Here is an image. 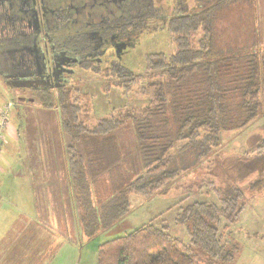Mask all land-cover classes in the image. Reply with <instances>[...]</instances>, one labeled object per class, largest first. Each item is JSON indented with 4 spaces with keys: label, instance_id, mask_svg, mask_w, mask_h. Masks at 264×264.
<instances>
[{
    "label": "trees",
    "instance_id": "trees-1",
    "mask_svg": "<svg viewBox=\"0 0 264 264\" xmlns=\"http://www.w3.org/2000/svg\"><path fill=\"white\" fill-rule=\"evenodd\" d=\"M256 1L194 0L191 8L186 3L159 16L168 18L176 54L169 60L162 54L151 56L146 77L135 75L120 62L105 68L86 66L115 78L108 86L125 90L140 82L139 93L149 98L148 104L139 111L131 109L128 116L117 113L88 125L73 96L80 89L59 90L57 98L33 90L42 100L59 104L64 133L70 138L65 148L68 176L89 237L125 218L131 193L149 199L173 188L191 190V174H200L203 163L214 162L209 170L214 179L206 183L214 187L219 203L187 202L177 216V223L187 229L188 243L172 235L168 227L150 223L102 244L98 264H199V252L220 263L235 260L237 245L222 240L220 225L225 220L226 231L237 222L245 204L242 184L264 170V138L256 159L222 160L219 153L222 135L248 128L263 109L264 52H259L257 39L264 43V35ZM139 8L113 15L112 24L126 22L138 31L146 15L156 18L157 11ZM85 105L88 113L89 104ZM126 118L135 125L142 173L123 184L116 183L118 174L112 173L111 166L120 157L114 132ZM104 179L109 187L106 194L97 186ZM216 181L220 186L215 189ZM258 183H249V188L254 190Z\"/></svg>",
    "mask_w": 264,
    "mask_h": 264
},
{
    "label": "rangeland",
    "instance_id": "rangeland-1",
    "mask_svg": "<svg viewBox=\"0 0 264 264\" xmlns=\"http://www.w3.org/2000/svg\"><path fill=\"white\" fill-rule=\"evenodd\" d=\"M172 1L174 2L154 0L158 7L156 18L140 31L135 46L129 48L119 59L120 63L135 75L146 77L151 56L162 54L169 60L176 54L175 37L169 29L167 19L160 20L159 16L164 17L186 3L191 8L195 2L177 0L176 5L168 7L174 4ZM255 6L262 14L261 27L264 35V0H257ZM257 41L259 52H264V43L260 42L259 37ZM111 57L116 59L113 54ZM102 67L105 68V65ZM113 79L115 80L111 76L108 77L106 72L97 74L90 69L79 71L74 76L76 88L80 91L73 92V96L78 106L82 107L79 112L83 122L94 125L99 119L113 114L128 116L132 113L131 109L136 108L139 111L148 104L149 98L139 93L140 82L131 89L124 90L112 84L108 86ZM52 94V97L56 95L57 98L59 90ZM262 99L264 100V92ZM86 103L89 104V114L83 108ZM58 105L57 101L42 100L28 88L10 87L0 76V107L4 110L9 108L8 114L4 113L7 121L1 133L5 142L0 155V264H98L102 244L150 223L159 228L168 227L172 235L188 243L187 229L177 223V216L181 212L180 207L187 202L199 200L219 203L214 187L206 183L214 179L209 175L214 162L210 160L203 163V171L200 174H191V190L173 188L166 195H155L149 199L131 193L128 197L130 210L125 218L110 229L100 230L95 236L89 237L83 230L80 209L75 202L68 176L65 148L69 145L70 138L63 129L62 113ZM261 112L256 121L243 131L235 130L222 135L219 153L222 160L257 158L264 138V104ZM125 122L114 132L120 157L118 164L111 166L112 173L115 171V174H118L116 183L123 184L132 176L137 177L142 173L135 125L129 118H126ZM15 129L18 140L13 138ZM55 130L58 134V155L55 153L57 149L52 139ZM28 142L32 146L27 147ZM48 142L54 154L52 166L47 161L48 154L45 153V144ZM78 146L76 143L75 149ZM32 161L34 165L30 167ZM54 165L56 169L53 168ZM106 181L99 180L97 184L102 194L109 191ZM255 181L259 183L252 190L249 183ZM219 186L216 181L215 189ZM242 188L245 190V204L239 219L226 231L223 230L226 221L220 225L222 240L237 245L235 260L231 263H220L199 252V264H264V170L254 172L242 184ZM94 201L98 202L95 195ZM23 226L34 227V231L35 228L44 229V235L33 234ZM45 228H48V232H45ZM22 230L21 237L28 239L27 245L21 238L15 241L17 234ZM47 238H50L49 245L34 257L39 248L37 241ZM18 249L25 251L23 259L21 255L15 256ZM27 253L28 258L25 259Z\"/></svg>",
    "mask_w": 264,
    "mask_h": 264
},
{
    "label": "flooded vegetation",
    "instance_id": "flooded-vegetation-1",
    "mask_svg": "<svg viewBox=\"0 0 264 264\" xmlns=\"http://www.w3.org/2000/svg\"><path fill=\"white\" fill-rule=\"evenodd\" d=\"M129 7L158 12L154 0H0V76L10 87L74 90L79 71L118 64L155 19L146 15L138 31L112 24Z\"/></svg>",
    "mask_w": 264,
    "mask_h": 264
},
{
    "label": "crops",
    "instance_id": "crops-1",
    "mask_svg": "<svg viewBox=\"0 0 264 264\" xmlns=\"http://www.w3.org/2000/svg\"><path fill=\"white\" fill-rule=\"evenodd\" d=\"M0 109H1V107H0ZM63 135V134H62ZM13 138H15V140H18V135H17V130L15 129V133L13 134ZM57 138H58V134H56V130H55V132H54V134H53V145L55 146V149H57V150H55V153L58 155V146H57V143H56V141H57ZM14 140V139H13ZM46 145V154H48V159H47V161L50 163V165L52 166V160H53V158H54V154H53V149L50 147L51 146V144H50V142H48V143H46L45 144ZM30 146H32V144L30 143V142H28V144H27V147H30ZM8 148V147H7ZM6 148V149H7ZM54 148V147H53ZM44 149H45V147H44ZM33 152V151H32ZM45 153H43V154H45ZM65 156H66V153H65ZM31 165H34V163H33V161L31 162V164H30V167H31ZM54 169H56L55 168V165H54V167H53ZM2 171H4V170H2ZM34 171H35V168H33L32 169V172L34 173ZM52 176V174L50 175V177ZM54 176H55V173H54ZM53 176V177H54ZM31 178H32V180H33V177H32V175H31ZM1 182H0V186H1ZM30 185H32V184H30ZM0 199H1V196H0ZM23 228L24 229H26V230H30L33 234H36V233H38V234H43L44 235V229L42 230V229H40V228H35L36 229V231H34V229H32V228H34V227H32V228H25V226H23ZM11 232H13V231H11ZM22 232H23V230L22 231H20L19 232V234H17V237L15 238V241L18 239V238H21L24 242H25V245H27V242H28V239H24V238H22L21 237V235H22ZM40 232V233H39ZM41 232H43V233H41ZM45 232H48V228H45ZM46 238V237H45ZM49 240H50V238H47V240H39V241H37V243L39 244V248L35 251V254H34V257H36V255L40 252V251H42L43 249H44V247H46V246H48L49 245ZM15 241H14V243H15ZM31 247H32V240H31ZM43 244H45L44 246H43ZM14 245V244H13ZM24 250H20L19 251V249L18 250H16L15 251V256H18V255H21L22 256V259H23V255H24ZM30 257H32V255L30 254L29 255ZM24 257H26L25 259H27L28 258V253L26 254V256H24ZM35 260V259H34ZM20 261H21V258H20Z\"/></svg>",
    "mask_w": 264,
    "mask_h": 264
},
{
    "label": "built area",
    "instance_id": "built-area-1",
    "mask_svg": "<svg viewBox=\"0 0 264 264\" xmlns=\"http://www.w3.org/2000/svg\"><path fill=\"white\" fill-rule=\"evenodd\" d=\"M5 108H7V107H5ZM8 111H9V108H8V110H4L3 108L0 109V155H1L2 148H3L2 147L3 143L5 142V140H3L2 135H1L2 130L4 128V125H5L6 121H7L6 116L4 115V113L7 115Z\"/></svg>",
    "mask_w": 264,
    "mask_h": 264
}]
</instances>
